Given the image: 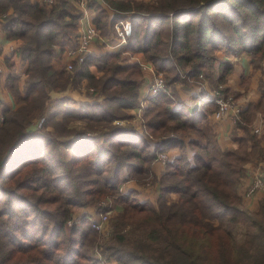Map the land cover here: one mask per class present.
<instances>
[{
    "label": "trees",
    "instance_id": "obj_1",
    "mask_svg": "<svg viewBox=\"0 0 264 264\" xmlns=\"http://www.w3.org/2000/svg\"><path fill=\"white\" fill-rule=\"evenodd\" d=\"M104 2L114 11L109 22L104 9L88 4L95 28L107 36L117 21L129 18L125 45L114 53L86 54L65 74L53 69L51 60L54 48L64 50L77 33L78 14L68 11V1L55 0L46 10L27 0H0L1 28L7 39L20 43L26 64L22 87L12 70L5 79L16 108H0V264H102L88 253L97 238L90 223L67 225L73 212L118 198L126 175L147 178L157 152L184 150L182 139L191 135L193 161L183 152L166 164L156 205L139 203L134 192L116 200L121 228L136 221L144 239L116 236L101 256L115 264H264V199L248 212L237 194L245 165L256 158L258 141L249 125L256 110L264 111V83L259 102L236 120L244 132L237 148L223 152L206 123L215 103L204 100L196 112L174 109L171 93L177 85L199 83L200 75L212 80L217 73L215 86L224 84L231 65L220 62L217 52L244 54L258 68L264 59V0ZM122 53H141L164 81V90L148 97L142 114L143 136L161 140L153 153L131 127L116 123L138 106L142 82L139 65L123 63ZM82 80L93 89L92 97L103 96L100 102L75 107L68 97L51 100L50 91L76 88ZM35 120L37 130L28 132ZM76 121L85 124L82 130L71 127ZM95 132L102 147L85 136ZM72 136L69 146L62 143L71 151L64 159L60 140ZM236 227L242 230L240 241Z\"/></svg>",
    "mask_w": 264,
    "mask_h": 264
},
{
    "label": "crops",
    "instance_id": "obj_2",
    "mask_svg": "<svg viewBox=\"0 0 264 264\" xmlns=\"http://www.w3.org/2000/svg\"><path fill=\"white\" fill-rule=\"evenodd\" d=\"M30 4H38L39 6H43L46 10L51 8L50 6L42 5L41 0H27ZM69 4L68 11L76 15L78 14V26L77 33L75 37L82 34L90 23H93L94 18L96 16L95 11L88 7L89 3H95L100 6L107 12L108 22L114 16V11L104 2V0H88L86 7L84 9L78 5L76 0H67ZM127 1V0H122ZM134 1H156V0H134ZM55 4V3H54ZM53 4V5H54ZM121 21L130 22L129 18L124 20L117 21L115 24H119ZM114 24V25H115ZM114 25L111 29V32L107 36H101L98 39L93 40L89 47L87 48L86 54L101 56L106 53H114L121 51V48L125 45H120L119 39L114 33ZM131 25V23H130ZM95 26V25H94ZM72 38L70 45L73 43L74 38ZM127 39V38H126ZM68 45V46H70ZM19 46L20 43L16 41H11L6 38L5 33L1 28L0 21V61L3 65V72L0 75V108L2 109H15L16 104L13 97L10 93L5 89V79L9 71H14L19 78V86H23L25 79V68L26 64L21 60L19 55ZM67 46V47H68ZM66 47V48H67ZM65 48V49H66ZM54 54L51 60V65L53 69L56 71H61L63 69L66 70V65L69 59L64 55V50H61L59 47L54 48ZM218 60L222 63H229L231 65V71L226 76L225 82L223 84L224 90L227 94L232 96L235 99V102L239 108V114L248 108L251 105H255L262 97V94L259 90L260 82L264 83V59L259 63L258 68L254 69L250 58L244 54L234 56V55H223L219 53L217 55ZM121 60L125 64H138L142 74V82L139 85L138 91V106L132 109L127 110V114L129 115L128 119L118 120L116 123L120 126L131 127L137 134L143 137V139L148 144L149 152L157 151L158 146L161 140L155 141L152 139H147L143 136V132L141 129V124L139 117H142L144 112V108L147 105V97L146 91L149 83L153 79L154 73L152 71L153 67L151 63L145 60L141 53H122ZM141 67H144L141 69ZM93 71V68L91 69ZM67 71V70H66ZM68 73L70 71H67ZM217 73L213 75L212 80L204 79L198 84H194L190 87H183L177 85L174 87L171 92L174 94L175 104L174 109L184 108L189 111H195L197 107L200 109V105L202 101L208 100L211 91L214 89L215 84L214 80H216ZM80 91H87L86 93H91L93 89L88 88L87 81L82 80L80 82ZM87 88V89H86ZM74 89L71 86H68L63 92H54L50 91L49 96L51 100L68 97L74 101L73 106L78 107L80 105L92 104L96 102H100L103 96H84L82 92L78 90H69ZM209 101V100H208ZM236 120L234 121L229 116L224 117H216L214 112L210 113L207 116V126L213 137L214 144L218 151H226L230 149H235L238 146V140L244 135V132L241 128L237 127ZM84 123L80 121H76L74 124L71 123V127L76 130H82L84 128ZM39 125L38 120H35L28 128V132H34L37 130ZM83 126V128H82ZM250 134L254 136L257 141L256 147V158L247 163L245 165V173L241 178L237 194L241 198L242 208L248 212L256 211L259 203L262 199H264V187L257 191L253 196L246 197V191L252 181L254 173L260 171L263 175L264 180V111L256 110L255 115L250 123ZM32 127V129H30ZM259 129L258 134L253 133V129ZM51 129V128H50ZM49 129V130H50ZM51 131V130H50ZM93 133L92 135L86 134L85 136L91 138L93 141L97 143L99 147H102V137L100 133ZM84 136V134H81ZM80 135V136H81ZM75 136L67 137L61 139L63 144L69 146ZM196 139L195 136L191 135L189 137L183 138L184 141V150H179L176 148L168 149L163 151L167 156L168 163L174 161L179 158L181 154L184 152L185 157L192 162L193 161V151L188 147V142ZM62 144L63 153H69L71 156V151L66 145ZM252 145V144H250ZM249 145V146H250ZM68 158V157H67ZM165 166L160 162L155 161L154 159L151 161L149 165V178L145 180L143 183L135 181V179H131L129 177H125L124 182L120 186L119 192H123L122 195L125 196L127 193L134 192L135 199L139 203H150L152 205H156V201L160 191L159 178L165 171ZM124 171V176H125ZM175 195L171 194L169 198L175 199ZM110 201V200H108ZM111 202V201H110ZM111 211L118 213L122 210V206L114 201L113 207L110 205ZM113 203V202H112ZM95 207H87L82 208L80 210L75 211L71 216V221L73 219H77L78 221L83 219H89L91 217L96 218L95 216Z\"/></svg>",
    "mask_w": 264,
    "mask_h": 264
},
{
    "label": "built area",
    "instance_id": "obj_3",
    "mask_svg": "<svg viewBox=\"0 0 264 264\" xmlns=\"http://www.w3.org/2000/svg\"><path fill=\"white\" fill-rule=\"evenodd\" d=\"M78 5L81 6L82 9L86 7L88 0H76ZM42 5L45 6H52L55 3V0H41ZM114 33L119 39L120 45H124L126 43V38L129 37L131 33V25L128 21H121L119 24L114 25ZM100 36L98 34L97 29L95 26L90 23L86 26L84 32L77 37L74 38L73 43L64 49V55L69 59L66 70L72 71L75 65H78L82 62L84 55H86L87 48L89 47L90 43L98 39ZM101 38V37H100ZM144 67H141V69ZM3 72V65L0 61V75ZM199 78L204 79L202 75ZM164 90V81L157 76H153V79L149 83L146 91V97L156 96L157 94L161 93ZM210 101H213L216 105V110L214 111V115L216 117H224L229 116L234 121L237 120L239 114V108L235 102V99L226 93L224 90L223 84L217 85L213 91H211L209 95ZM199 110V107L196 108V111ZM142 132H145L143 126V119L139 117ZM254 134L259 133V129L252 130ZM147 134V132H146ZM148 135V134H147ZM149 139H152L151 136L148 135ZM155 161L160 162L163 165L168 164L167 156L164 152H157ZM264 187V180L263 175L260 171L254 173L252 181L246 191V197L253 196L257 191L261 190ZM99 212L97 218L91 220L92 228L98 232H105V223L107 222L110 207L105 201L99 204ZM71 221L68 222L70 224Z\"/></svg>",
    "mask_w": 264,
    "mask_h": 264
},
{
    "label": "rangeland",
    "instance_id": "obj_4",
    "mask_svg": "<svg viewBox=\"0 0 264 264\" xmlns=\"http://www.w3.org/2000/svg\"><path fill=\"white\" fill-rule=\"evenodd\" d=\"M109 33L111 32V30H109L108 31ZM109 33H108V35H109ZM219 53H221V52H217L216 53V56L219 54ZM218 57V56H217ZM81 64V63H80ZM79 65V64H78ZM76 66V65H75ZM63 71L65 72V74H68V72L65 70V69H63ZM152 71H153V69H152ZM153 73H154V76H157V75H155V72L153 71ZM215 74V73H214ZM157 77H160L162 80H163V78H162V76H157ZM204 80V79H203ZM202 80V78H199V82H201V81H203ZM198 84V83H197ZM79 87H80V85L78 84V86H76V88H74V89H69V90H78L79 92H82L83 93V95L84 96H87L89 93H86L87 91H80L79 90ZM216 87V86H215ZM215 87H214V89H215ZM71 88H73L72 86H71ZM87 89V88H86ZM213 91V90H212ZM90 95V94H89ZM91 96V95H90ZM210 100V99H209ZM195 112H196V110H195ZM39 122V121H38ZM81 122V121H80ZM74 124L76 123V122H73ZM84 125V124H83ZM85 126V125H84ZM82 128H83V126H82ZM30 129H32V127L30 128ZM50 128H48L47 127V130L49 131V132H51L50 130H52V129H50ZM89 134V133H88ZM97 134H99V133H97ZM96 134V135H97ZM90 135H92V134H90ZM153 140V139H152ZM60 144H61V146H59L58 148V150L59 151H61V154H63V156H64V159H70L71 158V156H70V154L68 153L67 154V157H66V153L64 152L63 153V150H62V142H61V140H60ZM148 179H151V178H149L148 176H147V178H144V179H142V180H135V181H137V182H141V183H143L145 180H148ZM122 193L123 192H121L120 191V193H119V197L117 198V196H115V197H106L105 199H103L102 201H100L99 203H97L95 206H87V207H95V216H96V218H97V216H98V212H99V204L101 203V202H103V201H105V203L106 204H109V202H110V205L113 207V205H115L114 204V201H116L117 199H120V198H122V197H124L123 195H122ZM108 200H110V201H108ZM113 202V203H112ZM118 204H119V202H118ZM121 205V204H120ZM87 207H84V208H87ZM77 210H80V209H77ZM76 210V211H77ZM75 212V211H74ZM73 212V213H74ZM121 213L122 212H118V213H115V212H112L111 211V207H110V213H109V216H108V219H107V222L105 223V225H104V227H105V232H98V231H96L95 229H93L92 228V224H91V220L93 219V217H91V218H85V220H87V222H89L90 223V227L93 229V230H95L96 232H97V238H96V240L94 241V243H93V246H91V248H90V250L88 251V253L92 256V257H95V258H97V259H99L100 261H101V263L102 264H115V262H114V260H113V258H111L110 260H107V259H105V258H103L102 256H101V253L105 250V247H106V245H108V244H114L115 243V237L116 236H120V235H125L126 236V238L127 239H130L131 241L132 240H135V239H144V237H145V234H144V231H143V227L142 226H140V225H138V223H136V221L134 222V223H132L131 225H127V226H125V227H123V228H121V226H120V224H121V221H122V219H121ZM78 222H80V221H78L77 219H73L72 221H71V223L70 224H67V225H72V224H76V223H78ZM237 229H235V234H236V240L237 241H240V240H242V230H241V227H236ZM104 248L103 250H100V248Z\"/></svg>",
    "mask_w": 264,
    "mask_h": 264
}]
</instances>
